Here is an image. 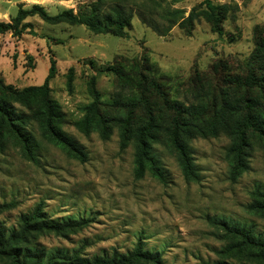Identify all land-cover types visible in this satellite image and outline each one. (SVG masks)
<instances>
[{"label": "rangeland", "instance_id": "rangeland-1", "mask_svg": "<svg viewBox=\"0 0 264 264\" xmlns=\"http://www.w3.org/2000/svg\"><path fill=\"white\" fill-rule=\"evenodd\" d=\"M157 1L160 7H153L150 15L147 0L122 3L133 12L127 37L95 33L63 20L46 21L38 15L23 21L32 24L33 33L0 34V76L7 84L18 89L41 86L51 60L56 61L49 85L51 98L64 114L60 127L87 154L85 162L74 158L48 138L35 120L27 126L31 153L18 136L5 129L0 134V229L6 234L19 231L21 219L40 208L53 221L83 223L63 234L36 233L27 239V248L45 256L77 252L92 260L115 253L127 255L141 245L156 254L158 262L137 264H255L247 252L229 249L233 237L225 224L251 228L264 240V215L250 209L254 191H264V140L251 136L248 168L233 179L229 134L190 139L199 179L189 180L177 155L160 136L153 140L152 151L166 174L163 183L149 169L142 177L136 176V142L123 146L117 126L103 136L80 125L86 106L94 100L93 77L104 102L118 92L128 94L119 91L112 74L97 71L92 61L106 66L116 59L146 55L158 68L170 97L193 103L197 91L190 79L195 72L205 77L218 59L237 72L254 50L255 27L264 25V0H214L216 5L230 6L221 35L213 32L205 15V0ZM95 4L98 0H0V20L10 22L21 8L29 10L33 5L57 16L65 10L88 13ZM116 4L113 0L106 3L101 14ZM174 8L184 10L186 17L199 12L192 35L175 26L161 36L142 21L152 18L163 27L161 14ZM0 264L11 262L0 257Z\"/></svg>", "mask_w": 264, "mask_h": 264}, {"label": "trees", "instance_id": "trees-1", "mask_svg": "<svg viewBox=\"0 0 264 264\" xmlns=\"http://www.w3.org/2000/svg\"><path fill=\"white\" fill-rule=\"evenodd\" d=\"M111 1L98 0V4L91 6L88 13L81 15H75L73 10H65L57 16H51L39 5H33L29 10L21 8L10 22L0 20V34L12 32L14 36H20L26 31L33 33L32 24L23 21L29 16L38 15L46 21L63 20L73 25H85L95 33L127 37L133 12L122 5L127 0H113L117 4L109 13L101 14L106 3ZM213 1H204L205 15L213 32L221 35L230 6L216 5ZM147 2L149 5L145 8H148L150 15L153 7H158L160 3L157 0ZM161 15L165 21L163 27L155 24L152 18L147 21L142 19L144 24L161 36L170 33L175 26L182 27L187 35H192L194 23L200 16L199 12L192 11L186 17L185 11L178 8ZM254 44L250 57L237 72H232L229 64L222 59L212 63L205 77L196 71L190 79L197 91V102L193 103L170 97L158 68L146 55L133 59H116L106 66H97L92 61L91 64L97 71L112 74L119 91L126 90L128 94L118 92L113 99L104 102L96 88V77H93L90 81V92L94 100L86 106V115L80 125L85 130H97L103 136L110 135L112 127L117 126L123 146L131 140L136 142V176L142 177L146 169H149L152 175L163 183H166V174L152 151L153 140L164 136L170 149L177 155L185 177L198 180L199 174L188 141L197 136L229 134L233 139L230 149L231 175L235 179L248 168L246 150L251 136L264 140V25L255 27ZM55 73L56 61L52 59L44 84L24 89L7 84L0 76V134L4 135L7 129L12 135L18 136L31 153L33 142L30 140L27 126L30 121L35 120L39 122L48 138L62 145L74 158L85 162L86 152L60 127L64 114L51 98L49 85ZM16 105L24 107L28 113L20 111ZM253 195L250 209L264 215V191L257 189ZM82 225V222L73 220L53 221L37 208L35 212L21 219L19 231L6 234L0 229V257L11 264L158 262V256L147 252L141 245L127 255L115 253L112 256H98L92 260L81 258L77 252L72 255L55 253L45 256L24 245L33 234H63ZM225 228L227 234L233 237L229 249L247 252L255 264L264 263V240L255 236L251 228L231 224H225Z\"/></svg>", "mask_w": 264, "mask_h": 264}]
</instances>
